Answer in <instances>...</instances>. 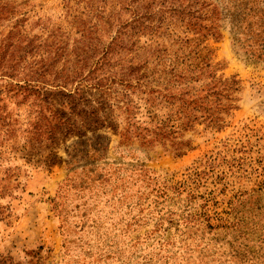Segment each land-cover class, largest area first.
<instances>
[{"label":"rangeland","instance_id":"rangeland-1","mask_svg":"<svg viewBox=\"0 0 264 264\" xmlns=\"http://www.w3.org/2000/svg\"><path fill=\"white\" fill-rule=\"evenodd\" d=\"M158 1L169 30L96 67L88 0H0L27 47L0 71V264H264V0Z\"/></svg>","mask_w":264,"mask_h":264},{"label":"trees","instance_id":"trees-1","mask_svg":"<svg viewBox=\"0 0 264 264\" xmlns=\"http://www.w3.org/2000/svg\"><path fill=\"white\" fill-rule=\"evenodd\" d=\"M88 1L90 9L89 13L86 14L87 18L82 19L75 16L76 20H79L78 26L83 27V37L89 38L88 43H85L84 53L76 50L77 61L80 63L92 62L97 67L104 63L109 64L113 61L122 60L121 52L129 55L132 53L142 54L138 51L137 45L141 33L157 36L164 29L169 30V24L166 23L169 17H167L165 3L162 1L154 3L159 8V12H156L154 7L152 9L150 0L143 2H140V0H99L98 3H95L94 0ZM139 5H142V8L138 7ZM129 13H131L130 16H128ZM3 34L4 37L1 36ZM190 41L187 40V42ZM0 42V71L6 70V75L11 78L18 76L20 61L23 58L22 53L27 47L23 46L21 38H18V41L16 40V36L13 35L12 31L7 33L6 30H3L0 33ZM160 47V44H157L156 49L151 52L153 54L147 55L142 63L133 62L136 58L132 55L133 58L130 57L128 64L137 65L139 68H133L132 66L130 68L136 69L138 72L124 75V77L131 76L132 82L134 80H137L138 83L145 82L146 76L150 77L151 75L150 70L145 65L154 57L153 55L157 54L155 58L159 61L156 63L159 67L163 65L161 62L168 58L165 55L166 51H162ZM159 79H166L162 72ZM156 81L158 82V80L152 79L148 83ZM158 85L163 84L158 82ZM14 87L19 96H22L20 94L23 91H30L29 87L34 88L32 91L37 89L30 84L27 85L21 82L16 83Z\"/></svg>","mask_w":264,"mask_h":264}]
</instances>
